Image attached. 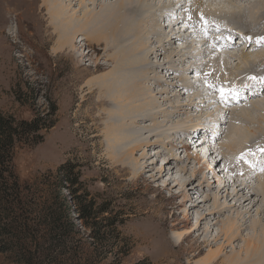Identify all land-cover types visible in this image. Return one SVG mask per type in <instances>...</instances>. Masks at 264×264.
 I'll list each match as a JSON object with an SVG mask.
<instances>
[{
  "label": "bare ground",
  "instance_id": "obj_1",
  "mask_svg": "<svg viewBox=\"0 0 264 264\" xmlns=\"http://www.w3.org/2000/svg\"><path fill=\"white\" fill-rule=\"evenodd\" d=\"M36 2V0H29L20 5L23 8V17H25L20 21L26 23L27 30L31 31L30 37L34 42V46L44 47L52 44L50 56L56 68L54 77L58 78L60 75V72L57 71L56 61L67 60V58H74L76 61L75 65L68 72H64L65 78L63 77V80H59L55 84L56 88L64 85L66 90L65 92L63 91L64 93L61 92V96H63L62 98L64 100L63 116L67 120L66 124L68 126V128L64 126L65 129L63 131H61L62 128L55 130L52 147L53 153L57 157H60L61 152L68 147H78L79 144L80 146H84L85 142L87 143L86 140L88 138L82 141L80 139L78 140L76 127L72 126L73 122L81 121L82 125L84 124L89 133H91V137L89 136L90 138L88 140L92 141V145L96 151L101 150L100 145L97 143L98 139H106L108 136H111L116 145L114 151L111 153V161L114 165L119 163L120 157L124 155L134 157L141 151L143 154L140 159L146 158V150L155 144H159L160 140L158 139L163 138L162 133H159L164 129L163 124L171 123L176 115L180 116L185 110V106L172 107V105L167 106L158 101L159 98L156 95V91L149 85L152 83L158 86L159 83H162V80L157 75L156 66L150 60L157 59L163 51L165 52L163 49L164 45L165 48L168 47V52L176 53L174 57H177L179 65L185 63L189 57H193L194 52H197L198 55L194 57L201 61L199 62V67L194 68L189 65L187 68L184 67L182 71H174L182 76L179 81L183 83L184 87L182 86L180 91H177V89L172 90V92L174 91L173 93L176 91L179 94L171 95L164 102H176L184 94H190V91L194 90V88L199 93L198 87H201L202 84L200 80L206 81L205 79L209 78L210 80L217 81L220 78L219 73H222L220 72V65H228L226 68H229L230 65L225 58L231 54H235L232 52L239 50V47H233L235 43H233V38H231L232 41L222 42L223 44L218 47L219 51H216L211 46L210 41L201 35V28H211L220 24L217 16L225 17L223 19L230 17L234 20H240L245 26H248L247 30L252 32H246L249 36V42H243L241 44L243 48L240 55L236 53L234 58L231 57V59L241 60L247 67L251 65L250 68L255 69V71L247 70L246 72L243 70L244 72L240 76L238 73H235L236 76H233V73H231L228 77L233 76L234 78L240 79L241 82L234 83L233 79H231L229 90L227 88L214 90V94L216 93L219 101H224V103L232 105L230 108L224 109V112L221 110L222 113L219 114L221 111L217 113L220 116L219 120L223 119L224 116L227 117L230 113L237 119L236 122L238 124L242 121L241 123L248 122V125H251L249 124L251 123V118L249 117L248 109H246L247 104L252 106V109L257 113L263 111L264 95L260 94L264 91V77H262L264 76V67H262V64H264V40H259L258 38L264 37V33L261 32L259 34L257 31L261 25H264V12L261 16V11L264 10V0H163L164 4L162 6L155 5L154 0H42V5L40 9L38 8L39 10H37ZM228 3L237 4V6L234 4L237 10L227 11L226 5H229ZM240 3L244 4L240 5ZM43 10H45L44 14L48 15L49 23L47 26H44L42 19L39 18V14ZM0 11L6 12V14L9 13L6 7H2L1 5ZM159 12L161 13L160 18L157 19L155 14ZM4 21L5 18H3ZM167 21L170 23L165 26V30L160 24L167 23ZM183 21L184 24H182ZM235 22L237 23V21ZM236 23L235 25H237ZM17 25H19V22ZM182 25L184 28L180 30ZM231 27L233 31L236 30L234 29L235 26ZM47 32L48 36L44 37L43 34ZM223 32L225 31H220L218 33L219 36L224 37L222 35ZM242 35L239 33L234 37L239 41L242 40ZM159 37H163L162 42L161 40L157 42L158 47L161 48L149 50L150 46L156 44V41H153L154 38L157 39ZM77 39L79 40L78 49H84L88 52L89 65L87 68H81V65H79L80 62H77L79 50L76 51L74 49L77 44ZM191 39H193V51L190 50L191 47H188L192 45L190 43ZM201 39L207 41L203 43L201 41V44L199 43L200 41H197ZM224 39L221 38L219 42L221 43ZM162 43L163 45L161 46ZM179 43L187 44L183 49L185 55H181L182 51L177 52L178 49L176 47ZM139 49L141 52H138ZM40 56L43 57L38 51H33L25 55V57L31 60L38 59ZM79 57L83 59V56L79 55ZM205 64L206 66L204 67L203 65ZM200 67L205 71L202 70L198 74ZM161 69L163 71L165 67ZM194 69H196V74H198L196 76L190 74ZM259 69L262 70V73H260ZM214 70L217 72H214ZM229 70L236 72L242 69L232 71V68H229ZM183 73H186L189 77L184 76ZM251 75L257 81L255 83L253 81L249 82V80L245 82L248 79L246 77H251ZM205 76L207 77L203 78ZM193 77H200V80L193 81ZM91 78L94 79L90 81ZM260 78H262L261 81H259ZM173 80H175V77ZM177 81L178 79L174 81L176 87ZM218 81L222 82V80ZM223 84H228V82L224 81ZM206 88V92H208L209 88ZM59 90L62 91L63 89ZM59 90L58 93L60 92ZM221 90H223V96L221 95ZM261 90L263 91L261 92ZM206 92H200L197 98L204 100L203 96L206 95ZM225 96H230V99L226 100L224 98ZM74 102L78 103L76 106L77 109L70 117L69 111L72 109ZM231 109H234L237 113ZM251 114L256 113L251 112ZM214 119H212V122ZM145 121H149L152 127L151 132H156L155 137L157 140L153 143L143 138L142 133L143 131L145 133L146 129L143 126ZM240 128L230 123L225 133L224 142L218 148H216L217 144L214 146L210 143L204 130H197L190 135L188 134V137L184 138L180 146L178 145V148L184 152H188L190 147L195 150L194 154H188L183 160V163L186 164L184 165L185 167L180 165L181 159L179 161L176 153L177 146H174L175 141H173V137L167 136L163 138L170 146L172 145V151L169 157L165 159L163 166L159 169L160 171H158L157 177L159 179L160 177L162 179L165 177L168 178L167 182H165L164 189L173 185V183V186L183 187L181 193H179L182 201L177 206L175 205L176 207L174 206L175 210H179L180 217L178 215L174 216L172 206L171 216L173 220L168 221L165 216L167 213L166 205L168 204L163 202L155 204L154 200H148L145 196V193L148 192H138L141 195L139 208L142 211L141 231L138 241L143 242L144 245L146 243V246L148 245L149 247L151 244H157L158 247L166 246L171 249L175 247L180 250L182 248L181 244L186 241L188 245L183 251L187 253V257L194 259L200 256L204 249L213 247L211 243L216 244L223 237L227 242H236V240L243 238L242 234L246 232L242 240L243 245L238 250L244 252L245 257L249 256V251H253V257L249 264H264V173L256 176L253 175L257 170H261L264 167L261 163L256 162V165L248 168L251 171H247L244 174L245 177L243 180L237 178L238 180H232L230 182L225 176H220L225 171L228 174L227 171L231 169L230 166L228 169L224 168L225 171H219L214 174L213 180L217 185L214 188L215 193L217 195H224L226 202H232V204L224 205L226 203L224 202L222 204L223 206H221L214 199L212 208L207 212V217H200L201 219H198L188 230L189 225L196 216H200L201 212L206 210L207 205H209L208 201L210 196L206 192L204 199L193 200L191 195H193L194 189H190V193H192L190 195L184 187L186 186L188 188L192 186L190 180H194L195 178H200L202 181L200 186L204 187L203 185L208 182V179L205 178L201 170H205L207 173L213 171V168L211 169L208 164H213L215 168L218 159L211 160V158L216 154L220 155L219 162L221 160L227 163H231V161L233 163L239 162L238 160L241 154L239 157L235 155L237 158L233 156L234 154H231L232 157H230L228 156L229 153L227 155L225 150H231L233 147L236 148V143L242 141L245 135L242 134L243 131ZM256 134L253 139L256 138L257 143L260 141L258 148L264 147V133L260 132ZM183 136L186 135L184 134ZM81 142L84 143L82 144ZM175 143L177 144V141ZM240 150H244L243 153L241 152L243 154L242 157H246L256 150V148L253 146L249 149H244L243 146V149L240 148ZM191 159L196 161L197 165L201 161L202 165L197 172H194V176H192L194 178L189 179L185 183L181 181L179 175L182 172L187 173L189 171L187 170L189 168L187 166H189ZM240 164L241 167L239 166L237 169L246 170L245 163L242 164L240 162ZM129 170L128 174L131 177V183L136 184L143 178L142 171L144 172L147 168H144L143 164L141 165L139 162L137 168ZM254 194L259 198L255 202L250 198ZM195 195L198 194L194 193V197ZM174 199L175 197H170L168 202L172 205L170 201ZM248 202L250 208L245 210V205ZM256 205L258 206L254 212L258 214V220H254L250 215ZM220 207L222 209L218 210ZM228 213H233L232 215L236 217L232 220L227 219L222 235L217 234L213 236L212 230L206 224L207 218L211 217L216 220L219 214L229 215ZM170 231H181V242L179 244L171 239H169L170 243L165 242L163 244L161 243L162 241H156L158 235H166ZM198 233L199 236H195ZM155 250L157 249L155 248ZM222 250H224V247H220L217 251L208 255L204 259L203 264H226L220 256Z\"/></svg>",
  "mask_w": 264,
  "mask_h": 264
},
{
  "label": "rangeland",
  "instance_id": "obj_2",
  "mask_svg": "<svg viewBox=\"0 0 264 264\" xmlns=\"http://www.w3.org/2000/svg\"><path fill=\"white\" fill-rule=\"evenodd\" d=\"M25 1L28 2L29 0H0V5L2 7H6V9L9 11L8 14H6V12L4 13V10L0 11V111L5 115L13 116L17 120L27 121L33 118L35 112H38V114L40 115H44L49 109L52 108H54L55 112L51 118L53 126L47 131H42L40 133L42 139H40L37 143H33L27 146L15 145L12 157V166L14 172L19 178L20 183L23 185V188L25 190V196L28 199L34 198L33 192L34 190L36 191L35 193L37 195L36 198L38 202L36 205H32L31 208L35 211V214H37V221L41 220L40 223L34 224L35 226L40 224L41 231L39 232V234L36 235V241L32 245V252H26L23 255L0 253V264H20L18 262V260L20 259L24 260L25 263L23 264H203L204 259L208 255L217 251V249L220 247H224V250H222L220 256L226 264H249L253 257V251H249V256L245 257V253L238 250L243 245L242 240L245 237L246 232L242 234L243 238L236 240V242H227L226 239L223 237L218 240L216 244L211 243L213 247H211L210 249H204L201 255L195 257L194 259L187 257V253L183 251V249L188 245L186 241L181 244V250L175 247L172 249L166 246L158 247L157 244H151V246L149 247L148 245L146 246V243L144 245L143 242L138 241L142 221V211L139 208V204L141 203V195L139 194L140 192H148L145 193V196L148 200H154L155 204H159L161 202L168 204L166 205L167 213L165 214L168 221L173 220L171 216L172 206L174 216L178 215V217H180V212L179 210H175V207L182 201V197L179 195V193H181L183 187L181 188L179 186H173V183V185L164 189L165 182H167L168 178L165 177L162 179V177H160V180L157 177L158 171H160L159 169L163 166L165 159L169 157V154H171L172 151V145L170 146L166 141H164L163 138L171 136L174 139L173 141H177V144L174 142V146H177L176 153L179 157V161L180 159L182 161H180V165L185 167L184 165L186 164L183 163V160L188 154H194L195 150L190 147V150L188 152L185 151V153L184 151H182V149L178 147L180 146V143L184 140V138L188 137V134L190 135L194 131L204 130L210 140V143L214 146L215 144H217L216 148L222 146V143L225 139L227 127L230 123L235 124L236 127H241L240 129L243 131L242 134L247 137H243V142H237L238 144L235 142L236 148L233 147V149L231 150L224 149L227 155L229 153L228 156L230 157H232L233 154L234 157L235 155H238L237 157H239V155L241 154L240 159L238 160L239 162L236 161L237 163H233V161H231V163H227L223 160L219 162L220 155L216 154L214 155V157L211 158V160L218 159L217 164H215V168L213 164H208L211 169L213 168V171L207 173L205 170H201L205 178L208 179V182L203 185L204 187L200 186V184L202 183L200 178L190 180V184L192 186H189L188 188L186 186L184 187V189H186V191H188L190 195L192 194L190 193V189H194L193 192L195 194H198L195 195V197L194 193L193 195H191L193 200L204 199L206 196V192L210 196L208 201L209 205H207L206 210L202 211L200 216H196L193 222L189 225L188 230L198 219H201L202 217H207V212L212 208L214 199H216L221 206H223L222 204L226 202L224 195H217L215 193L214 188L217 185L216 183H214L213 180L214 174L218 173L219 171H225L224 168L228 169V167L230 166L231 169L227 171L228 174H226L225 171V173H221L220 176H225L228 181L232 182V180H243L245 177L244 174L247 173V171H251L248 168H251L256 165V162L264 165V147L258 148V143L260 141L257 143V139H253V137L257 135L256 133H264V107L262 109L263 111L257 113L252 109V106H249L247 104L246 109H248L250 115L249 117L251 118V123H249L251 125H248V122L241 123L242 121H240V124H238L236 122L237 119H235V117H233L230 113L229 115H227V117L224 116V118L220 120V116L217 115L219 111L222 110L224 112V109L230 108L232 105L226 104L224 103V101H219L217 99L216 93L214 94V90H219L220 88H227V90H229L230 83L232 81L231 79H233L234 83H240V79L233 77L236 76L235 73H238V75H240L241 73L243 74V70H245V72L247 70L255 71V69L250 68L251 65L247 67L245 63H242L243 61L241 62V60L238 61V59H231V57L234 58V55H236V53L240 55L243 48L238 43V41L235 40L236 38L234 39L233 43L235 44H233V47H239V50L232 52L235 54H228L229 56H227L225 59L230 65L229 68H232V71L242 69L241 71L231 72L229 68H226L228 67V65H220V72L222 73H219L220 78L218 80H222V82L213 79L210 80L209 78H207L205 80L207 81L208 85L206 84V81L200 80V77H193V81L200 80L202 83H200L201 87L197 86L199 93L202 91L206 92V87L209 88L208 92H206V95L203 96L204 100L197 98L199 93L194 88V90L190 91V94H184L183 97L181 96V98H179L178 100L175 99L176 102L173 101L172 103H170L167 100V102H164V100L170 98L171 95L179 94L176 91L175 93H173L174 91L172 92V90L177 89V91H180V88L183 86V83L179 81L181 80L182 76H180L178 72L174 71H182L184 67L187 68L189 65L193 66L194 68L199 67V62L201 61L199 59H195L194 57L198 55L197 52L193 53L194 58L189 57V59H187L185 63L179 65L177 62V57H174L176 53L168 52V47L165 48L164 45L163 49L165 50V52L163 51V53L158 56L157 59L150 60V62L156 66L157 75L161 77L162 80V83H159L158 86H155L152 83L149 85L150 87H152V89L156 91V95L160 99L159 100L157 98L158 101L167 106L172 105V107L185 106V110L183 114H180V116L176 115L177 117L175 116L171 123L163 124L164 129L162 130V132H159L162 133L163 138L158 139L162 144H155L154 146L148 148L145 152V154L147 155L146 158L142 160L140 159L142 157L141 155L143 154V152L141 151L137 153V155L134 157H131L129 155H124L120 157L119 163L114 165L111 161V153L114 151L116 145L115 142L112 140L111 136H108V139H98L97 143L100 145L101 150L96 151L94 146L92 145V141L88 140L91 137V133H89L84 124L82 125L81 121L73 122L72 126L76 127L78 140L80 139V141H82L88 138L86 140L87 143L85 142L86 147L85 145L80 146V144L78 147H68L67 149H64L61 152L60 157H57L53 153L52 147L55 130L62 128L61 131H63L65 127L68 128V126L66 124L67 120L64 119L63 116L64 100L62 98L63 96H61L62 93H64L66 90L64 88V85H60L59 88H56L55 84L59 80H63L65 78V73L68 72L70 68L75 65L76 61L74 58H67V60L69 61H56L55 63L57 65V71L60 72V75L58 76V78L54 77L56 68L50 56L52 44H48L44 47H40L38 45L34 46V42L30 37L31 31L27 30L26 23L20 21L25 18L23 17V8L20 6ZM36 1V7L37 10H39L42 5V0ZM154 3L158 6H162V4H164L163 0H154ZM228 4L229 5H226V8L228 9L227 11L231 12L237 10V4L234 3L236 6L231 3ZM243 4L244 3H240V5ZM263 12L264 10L261 11V16ZM44 13L45 10H43V12L39 14V18L42 19L44 26H47L49 23V19L48 15ZM160 14V12L155 14L157 19L160 18ZM3 18H5L4 22ZM223 18L225 17L218 16V19L221 24L226 23V21L229 19L228 21H232L231 23H233L235 27H238L239 30L245 33H252L247 30L248 26H245L242 21L236 19L234 20L230 17H228L227 19ZM168 21L167 23L160 24V26L165 30V26L170 23ZM235 21H237V23ZM18 22L19 25H17ZM235 23L237 25H235ZM182 24H184V21ZM261 26L260 29L258 28L257 31L259 34L261 32L264 33V25ZM235 33V35H238L240 32ZM47 34L48 32L46 34H43V36H48ZM221 38L223 37L221 36ZM159 40H161L162 42L163 37H159L157 39L154 38L153 41H156V44L150 46L149 50H156L158 48H161L158 47L157 42H160ZM192 40L193 39L190 40V43L192 45L188 47H191L190 50L193 51L194 48ZM197 41H200L199 43H201L202 41L203 43L207 40L201 39ZM76 43L77 44L75 45L74 49H76L77 51L79 50L78 39ZM162 45L163 43L161 44V46ZM186 46L187 44L179 43L176 47L178 49L177 52L182 51L181 55H183L185 53L183 49ZM33 51H38L43 57L40 56V58L34 60L25 57L27 53H32ZM138 52H141V50L139 49ZM87 53L88 52L84 49L79 50V55L83 56V59L80 58L79 55L77 58V62H80L79 65H81V68H87L89 65V56L87 55ZM237 57L239 58V56ZM203 66L205 67L206 64ZM160 67H165V70L162 71ZM262 67H264V64H262ZM199 69L200 70L198 74H200V71L203 70L202 67H200ZM214 72L217 71L214 70ZM231 73H233V76L228 77L231 75ZM260 73H262V70H260ZM190 74H193L192 76L198 75L196 74V69L191 71ZM183 75L189 77L186 73H183ZM172 77H175V80L178 79V81L176 82L177 87L174 82L175 80H173ZM206 77L207 76L203 78ZM252 77V75L251 77H246L248 78L247 80H245L244 78L245 82L249 80V82L253 81L255 83L257 80L256 78L250 79ZM93 79L91 78L90 81ZM223 79L224 81H227L228 84L224 85ZM261 79L262 78H260L259 81H261ZM193 81L191 79L192 83ZM219 82H221V85L219 84ZM59 89L63 90L60 91ZM58 90L60 91L59 93ZM262 91L263 90H261V92ZM260 95H264V91ZM224 98L226 100H229L230 96H225ZM77 104V102H74L72 107L73 110L71 109L69 111L70 117L76 111ZM231 110L234 111V109ZM222 111L219 112V114L222 113ZM250 111L256 114H251ZM211 118H216L213 120V122L215 121L214 123L212 122ZM259 121L261 122V124H263H259ZM256 122L257 124H255ZM143 124V126L146 128L145 133L144 131L142 133L143 138L153 143L157 140L155 137L156 132H151L152 127L149 121H145ZM184 134L186 136H183ZM81 143L83 144L84 142ZM245 145L247 146L245 147ZM243 146L244 149H249L254 146L256 150L251 152L250 155L242 157V153L244 152V150L242 151L240 150V148L243 149ZM237 150L239 153L237 152ZM139 162L141 163V165L143 164L144 168H147V170H144V172L142 171L143 178L137 182L138 184H132L131 177L128 174V171H130L129 169L132 170L134 168H137V164ZM240 162H242V164L245 163L246 170H241L240 168L237 169L239 166L241 167ZM189 163V166H187L189 167L187 168V170L189 171H187V173L182 172L179 175L181 181L185 183H187L186 181H189V179L194 178L192 177L194 176V172H197L200 166L202 165L201 161L199 163L200 165H197L196 161H194L193 159H191ZM67 169L74 170V173L76 174V181L72 184L62 181L61 172L56 173L57 170ZM48 171H52V178L56 180L57 183L61 182L65 187L61 191L60 198L56 200L57 208L54 207L52 211L55 210L57 213H59L61 224H64L65 220L63 218L64 216L66 217V209L61 208L59 211L58 203L65 204V207L67 206L69 210L68 215L71 219L70 222L74 224L73 228L70 227V224H64V228L62 226L61 231L63 235L61 239L56 238V240L51 238L52 235L50 236L48 233H46V224H42L44 220L43 218L45 217V212L47 211L46 200L52 197V193H49V190L46 187L40 185L39 179L45 180L46 178H44L43 176H45ZM263 173L264 171L257 170V172L253 173V175L256 176ZM26 188H29V190L26 191ZM53 193H56V191ZM158 193L159 195H157ZM71 196H75L76 198H78L81 204L80 206L92 204V211L94 213H97V215H95L92 219L86 220L83 223L80 222L78 218V213L72 206V201L70 200ZM170 197H175L174 200L170 201L172 205L168 202ZM250 198L251 200H254V202L259 199L256 194H254ZM226 204L230 205L232 204V202H226L224 205ZM245 206V210H248L250 208L249 202ZM257 206L258 205H256L250 213L254 220H258V214L254 212ZM103 209H107V213H101V210ZM221 209L222 207H220L218 210ZM228 214L229 215L224 214L225 216L219 214V217L216 220L211 217L207 218L206 224L212 230L213 236L217 234L222 235L227 219L232 220L236 217L235 215H232L233 213ZM180 233L181 231H170L169 234L167 233L166 235L162 236L158 235L156 241H162L161 243L163 244L165 242L170 243L169 239H171L175 243L179 244L181 242ZM195 236H199V233ZM34 245L36 246L35 252H38L37 256L33 251ZM155 248L157 250H155ZM32 255L35 256V259H28L29 262L26 261L27 259H23L30 258Z\"/></svg>",
  "mask_w": 264,
  "mask_h": 264
},
{
  "label": "trees",
  "instance_id": "obj_3",
  "mask_svg": "<svg viewBox=\"0 0 264 264\" xmlns=\"http://www.w3.org/2000/svg\"><path fill=\"white\" fill-rule=\"evenodd\" d=\"M54 112V108L49 109L44 115L35 112L33 118L27 121L17 120L13 116L5 115L0 111V253L2 254L23 255L26 252H32L36 235L41 231L40 224L34 225L40 223L41 220L37 221V214L31 208L32 205H36L38 202L36 191L33 192L34 198L28 199L25 196L23 185L14 172L12 157L15 145L27 146L42 139L40 133L53 126L51 118ZM57 172H61L63 182L72 184L76 181L74 170H57ZM52 175L53 172L48 171L43 176L46 179H39V182L40 185L49 190V193H52V197L46 200L47 211L42 224H46V233L52 235L51 238L56 240V238L61 239L64 224H70L71 228L74 227V224L70 222L69 210L67 206L65 207V204L58 203L59 211L61 208L66 209V217L63 218L65 220L64 224H61L59 213L55 210L52 211L54 207L57 208L56 200L60 198L61 191L65 188L61 182L57 183ZM28 190L29 188H26V191ZM55 191L56 193H53ZM70 200L73 208L78 213L80 222L83 223L97 215L92 211V204L80 206V201L75 196H71ZM101 213H107V209L101 210ZM33 248L35 252L36 246L34 245ZM37 254L38 252H35L36 256ZM32 256L23 259H27L26 261L29 262L28 259H35V256ZM18 262L20 264L25 263L22 259Z\"/></svg>",
  "mask_w": 264,
  "mask_h": 264
},
{
  "label": "snow or ice",
  "instance_id": "obj_4",
  "mask_svg": "<svg viewBox=\"0 0 264 264\" xmlns=\"http://www.w3.org/2000/svg\"><path fill=\"white\" fill-rule=\"evenodd\" d=\"M258 39L259 40H264V37H260ZM251 79H255V77H252ZM221 95L223 96V90H221ZM261 171H264V168H262Z\"/></svg>",
  "mask_w": 264,
  "mask_h": 264
}]
</instances>
